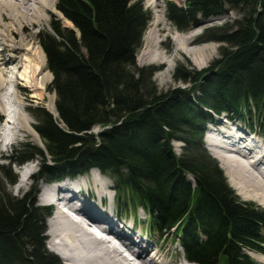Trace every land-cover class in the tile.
Masks as SVG:
<instances>
[{"label": "trees", "instance_id": "16d2710c", "mask_svg": "<svg viewBox=\"0 0 264 264\" xmlns=\"http://www.w3.org/2000/svg\"><path fill=\"white\" fill-rule=\"evenodd\" d=\"M56 8L74 25L57 20L53 33L39 34L57 117L32 109L45 149L20 143L19 163L41 156L36 176L48 181L99 169L115 181L119 207H142L149 231L175 235L191 261L261 264L249 253H264V208L236 194L203 138L214 114L240 116L264 138V0L167 1L182 31L229 9L242 18L233 29L216 28L211 39L226 46L208 68L192 71V90L166 92L153 79L156 68L136 63L151 16L142 0H57ZM30 195L0 187V264H62L44 244L51 207Z\"/></svg>", "mask_w": 264, "mask_h": 264}, {"label": "bare ground", "instance_id": "6f19581e", "mask_svg": "<svg viewBox=\"0 0 264 264\" xmlns=\"http://www.w3.org/2000/svg\"><path fill=\"white\" fill-rule=\"evenodd\" d=\"M55 3L56 0H0V47H3V50H0V115L6 118V126L12 131L11 136L8 135L9 140H6V137H3L0 132L3 148L8 146L9 142L14 143L20 133L32 135L34 139L37 138V134L30 126V120L21 111L23 108L21 107L23 105L21 98L16 97L17 93L14 94V98H9V93L4 91L7 90V85H12L9 79L13 75L12 77L15 78L14 90L21 87L31 91V97L42 98L44 82L48 75L46 74L47 76L44 77V74L43 80L39 83L37 77L42 75L45 61L37 58V53L31 56V49L28 48L25 39L21 38L16 41L14 35L23 34L25 23L31 25L41 23L46 18L48 10L56 11ZM6 19L9 22L3 26L2 22ZM193 38L191 36L182 40V45L191 44ZM157 41L159 40L148 38L145 51L142 52L139 59L140 63L146 62L148 58L150 60L152 54L157 52L161 43H157ZM179 49L182 50V48ZM206 51L208 50L200 49L197 52L196 64L200 67L206 63L204 60H209L213 54L212 51L208 54ZM21 52H23L21 56H17ZM7 53L14 54L10 61L2 58V54L4 56ZM161 54L156 56L159 60L155 59V61H160L159 64L163 63ZM3 59L8 62H4ZM152 61L154 60L152 59ZM9 63L13 67L6 68V71L5 66ZM168 71L170 73V68ZM16 101L19 107L17 111L13 108ZM48 109L57 117L54 100L49 101ZM222 115L228 117V114ZM212 117L213 120L210 124L215 126L219 117L213 115ZM2 130H5L4 127ZM214 133L219 140L209 137V144L213 146L210 147L212 154L220 160L223 168L235 175L240 187L254 196L252 199L260 201L264 205V168L259 166V164L264 165V150H262L261 143L257 141L261 146L258 149L255 142L247 140L246 136L232 135L226 131L220 133L214 131ZM27 167L25 166L22 170L26 176H22V171L20 173L21 180L19 182L22 186L18 183L19 191L26 186L32 176L33 170L28 168V171L30 170L32 173L26 172ZM91 174V180L83 178L86 189L82 188L80 181L71 182V180H75V177H67L68 180L40 191L41 202L54 205V208L58 209L57 213H54V217L50 218L53 220L50 224V235H53L50 237L53 240L50 242L49 248L59 254L66 264H194L185 263L186 261L180 256L172 257V253L165 252L166 248L163 245L166 240L162 244L159 239H157V243L152 241L149 235H145L142 227L136 226L135 216H131L132 221L127 218L129 216H120L117 212L115 198L105 206V199L108 193L113 190V186L106 182V178H103L104 174L98 170H92ZM50 182L52 183V181ZM95 195L96 198L93 202L91 198ZM242 195L244 196V194ZM107 207L110 209L108 210ZM52 208L51 211H53ZM255 258L264 263L263 254H259Z\"/></svg>", "mask_w": 264, "mask_h": 264}, {"label": "rangeland", "instance_id": "374dc122", "mask_svg": "<svg viewBox=\"0 0 264 264\" xmlns=\"http://www.w3.org/2000/svg\"><path fill=\"white\" fill-rule=\"evenodd\" d=\"M167 1H174L177 4H179L180 6H184L185 2H186V0H142V2L144 4V8L150 12L151 16H150V20H149L147 29L145 30V33L143 36L142 46L138 50L137 55H136V63L139 67L156 68L153 79H154L155 83L157 84L160 91H163V92L175 91L177 89L192 90L195 86L194 82H192L193 77H194L192 71L194 70V71L198 72L200 70H204V69L208 68L214 60H217L222 56L221 47L226 46V44L224 42H220L218 40L211 39V38H217L220 35L221 31L216 30V28L226 27L229 29H233L236 27V22L242 18V15L237 10L229 9L227 12H225L221 15H217V16H213V17H209V18H201L198 26L192 27L189 30L182 31L179 28H177L174 25V23L168 18L167 10H166ZM56 4H57V0H56L55 5ZM45 17L46 18L41 23H38V24L35 23L34 25H31V24L25 23L24 24L25 29L23 28V30H22L23 34L14 35V37L16 38V41L20 40L21 38L25 39V43H27L28 48L31 49V52H32L31 56L34 53L35 54L37 53L36 57L45 61V66H44L45 68L42 69L43 70V72L41 73L42 75H39L37 77L38 78L37 81L39 83L41 80H43L42 76H44V74H45L44 77H46L48 75L47 78L45 79V82H44L45 86H44V92H43L42 98L38 99V98L31 97L32 92L28 91L26 89L24 90V88H21V87L16 88L17 89V90L15 89L16 91L14 90L12 93L11 92L9 93V91L12 90L11 85H9V86L7 85V88H6L7 90L4 91V92H7V94L9 93V98H14L15 93H17L16 97L19 96L21 98V102L23 104L21 106V107H23V108H21V111H23L24 115H26L28 117V119L30 120V126L32 127L34 132L36 131V130H34V128H35L34 126L37 123V121H36V118L33 114L32 109L35 107L42 106V107L46 108L47 110H49L48 109L49 101L54 100L55 105H56V98H57L56 92L51 88L54 76H52L49 72L50 69L48 68V61L46 60L47 55H46L45 50L41 44L39 34L41 32L53 33L52 23L54 21H57V20H59L63 24V26H68V27L74 28L73 23L69 19H67L59 10H57V8H56L55 12H53L52 10H48ZM8 22L9 21L6 19L2 22V25L3 26L7 25ZM209 29H214V30L209 32L208 31ZM191 36L194 37L192 40V43L191 44L187 43V44L182 45V40L187 39L188 37H191ZM148 38H150V39L155 38V40H159V41H157V43H159V42H161V43H160V46H159V49L157 50V52L152 54V56L150 58L151 61L148 58V60L146 62L140 63L139 59H140L141 55L143 54L142 52L145 51L144 49H145L146 41H148ZM207 39H211V40H207ZM179 48H182V50H180ZM200 49L208 50V51H206L207 54H208V52H211V51L213 52V54L211 55L212 57L210 56L209 60H204V61H206V63L201 67L196 64L197 58H198L197 52ZM0 50H3V47H0ZM4 52H7V51H4ZM4 52H3V54H4ZM22 53L23 52H21L17 56H21ZM159 53H162L161 55L163 56V58L161 59L163 63H160V64H159L160 61H158L159 58L156 57L157 55H159ZM3 54H2V58H4L5 60L8 59L9 61L14 56V54L12 55L11 53H7L4 56H3ZM156 58L158 59L157 61H155ZM4 59H3V61L7 63L8 61H5ZM152 59L154 61H152ZM13 62H15V61H13ZM10 65L11 64L9 63V64H7V66H5L6 71H7L6 68L9 69V67H13ZM169 68L171 70L170 73L168 71ZM11 70H8V71H11ZM183 75H186V77H188L191 82L186 83L185 81H183L181 79V77ZM12 76L13 75H11L9 82H10V84H12V86H14L15 85V78ZM14 105L15 106L13 108L15 109V111L19 110L17 101ZM50 113H52V112L50 111ZM213 116H215L217 118L219 117V118L217 119V121H216L217 123L215 126H212L210 123H207V125L205 127L206 132H205V135L203 138L205 148L215 159H217V161L220 164V167L224 171V175L227 178L229 185L235 190L236 194L242 200L252 201V202H255L256 204H259L260 206L264 207V205L260 201L252 199V197H254V196H252L251 193L246 192L243 188L240 187V185L238 184V181H237V179L233 173L229 172L228 169L222 167L220 160L217 157H215L210 150V147H213V146H210V144H209V140H210L209 137L214 138L216 140H219V138H217L214 131H218L219 133L222 131H226L228 134H232V135L238 134L239 136H241V135L246 136L247 140L255 142V145H257L258 149L261 147L257 142V141H259L262 145V150H264V143H262L263 140H262L261 136L257 132L255 133V131L252 132V129L249 127V123H246L247 121H244L240 116H237L233 119L230 117L228 118L226 115H220V116L213 115ZM5 120H6V118L4 116L2 117L0 115V122L5 121ZM5 125H7V124H5ZM103 128L98 125V126L93 128L92 132L97 133L98 131H101ZM36 136H37V138L34 139L32 135H28L26 133L25 134L20 133V134H18L17 138L15 139V142L6 146L5 148L2 147L3 143H1V141H0V165H2V167H3V168L0 167V170H1L0 171V187L5 189L7 193H10V194H12V196L17 197V198H22L27 193L32 192V195H30L29 201L34 202L36 205L44 206V205H48V204L42 203L41 200L39 199L40 191H42V189H44V188L54 186V185H58L60 182H62L64 180H68V179L67 178H61V179L55 180L51 183L47 179L38 178L36 175L38 174L40 165L42 163V157L41 156L36 155L32 160H29V161H26L24 163L19 164V160L21 157L15 151V149H16V147H18L20 145V143L30 142V143L35 144L36 146L42 148L43 150L45 149L40 135L37 134ZM253 137H255V138H253ZM173 147H174L175 152L180 154L183 152L184 144L180 141H174ZM258 153H259V151H258ZM259 157H260V155H259ZM13 161L15 162L14 164L11 165V171L13 173V178L10 179L7 176V174L9 171V169H8L9 164L12 163ZM16 163H18V164H16ZM25 166H28L26 168V172L32 173L30 170L28 171V168H29V169L33 170V173H32L31 178L28 180V183H26V186H24L19 191L18 190V183L20 185V182H19L21 180L20 173L25 168ZM262 167L264 168V165ZM92 170H94V169H92ZM96 170H98L100 173H102L99 169H96ZM91 171L84 173V174H79L78 177H75L74 178L75 180H73V181L71 180V182L80 181V183L83 186L82 188L86 189L83 178L86 177V179L90 178V180H91V178H92ZM105 175H107V174H104L103 178H106V182L110 186H113V190H111L108 193L107 197L110 198V202L113 198H115V200L117 202L115 204L118 208L117 212L119 211L121 214L129 216V217L132 215L135 217L137 216L136 218H137V220H139L141 222V227L144 229L145 235H149L151 237V240L155 241V242L157 241V239H159V242L161 244L164 243V241L166 240V243L163 245L166 248L165 252H167L168 254L172 253V255H173L172 257H176L177 255H181L183 257L184 254L181 250L179 242L175 238V235H173L172 233H166L165 236L163 237V236H160L161 234L158 235L156 233H153L152 231H149L148 226H147L149 216L145 212V210L142 209V207L137 208L136 211H133L131 209L132 204H130V203H126V204L122 205L123 207H119L120 204H118V203H120L119 202L120 196L117 197L115 194V183H114L115 181L113 180V178L110 175H107V176H105ZM22 176H26V173L25 172L23 173V171H22ZM191 180L194 181L193 179H191ZM85 181H87V180H85ZM20 186H22V185H20ZM244 192H246V193H244ZM242 194H244V196ZM245 197H249L251 199H248ZM91 200L94 202L95 197L91 198ZM96 203H97V201H96ZM53 208H52V210L55 211L54 213H57L56 211L58 209L57 208L53 209ZM107 209L109 210L110 208L107 207ZM133 212H134V214H133ZM54 213H52V214H54ZM52 221L53 220H48V217L45 218L46 229H45V233L43 234L44 235L45 249L49 253H52V254L58 256V258L61 260L62 264H66L64 259L59 254H56L54 251H52L49 248V245H50L49 240L51 238L50 236L53 237V235H50L51 234V225L50 224ZM262 235H264V230L262 232ZM153 244H155V243H153ZM250 255L253 259L258 261L255 257L259 256V254H257L256 252L253 253V251H251ZM182 259H184V258H182ZM258 262L261 264H264L260 261H258Z\"/></svg>", "mask_w": 264, "mask_h": 264}, {"label": "water", "instance_id": "95a60500", "mask_svg": "<svg viewBox=\"0 0 264 264\" xmlns=\"http://www.w3.org/2000/svg\"><path fill=\"white\" fill-rule=\"evenodd\" d=\"M109 127V126H108Z\"/></svg>", "mask_w": 264, "mask_h": 264}]
</instances>
